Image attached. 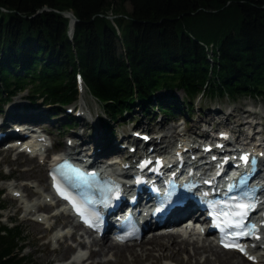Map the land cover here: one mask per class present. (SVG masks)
I'll use <instances>...</instances> for the list:
<instances>
[{
  "label": "trees",
  "instance_id": "obj_1",
  "mask_svg": "<svg viewBox=\"0 0 264 264\" xmlns=\"http://www.w3.org/2000/svg\"><path fill=\"white\" fill-rule=\"evenodd\" d=\"M62 11L77 19L70 37ZM76 72L110 137L134 105L172 116L196 98L262 99L264 0H0V105L25 91L29 106L62 113ZM23 241L18 225L0 223V264H29Z\"/></svg>",
  "mask_w": 264,
  "mask_h": 264
},
{
  "label": "rangeland",
  "instance_id": "obj_2",
  "mask_svg": "<svg viewBox=\"0 0 264 264\" xmlns=\"http://www.w3.org/2000/svg\"><path fill=\"white\" fill-rule=\"evenodd\" d=\"M25 94V91H19L11 96L6 102L1 104L0 118L3 119L2 117L10 106H13V108L18 111H25L30 114H40L38 118L34 116L32 119H35L34 121L37 122L39 127L47 132H45V142L51 143L52 141H55L57 143L56 145L59 146V149L64 147L67 138L76 143L82 138H86L87 135L95 133L96 130L99 131L100 134L102 133L105 135V137H108L107 140L109 142L112 141L113 146L121 152L127 151V146H129L128 141L132 139L129 136H131V131L134 129H143L141 132H148L150 135L166 134L167 136L172 130H174L176 133H179L177 136H180V138H190L196 136L197 132L201 133L203 128H209L210 126H212V129H227V127L231 126L233 129L236 128L242 130V132H249L251 131L250 123L253 121L256 123L255 125H257L255 126V129L259 130L258 134L264 136V98L261 99L259 97L255 98L247 95H237L233 98L227 96L216 97L213 99L196 98L189 111V115H186L184 111L178 110L172 116H165L161 115L155 108L153 110L154 115H152L148 112L141 113L140 108L137 107V105H134L128 115L124 114L122 117L118 118L116 122H110L114 134L110 137L105 134L100 121L101 117L106 120V116L102 113L99 104L90 96L85 88L80 92L79 98L77 97L74 101L62 106V113H56L53 115L52 112L54 107L52 105H42L40 100H37L34 103V106H29ZM157 94L161 95L160 93ZM162 95L165 98L168 96L167 93H162ZM173 95L175 96V100L178 101L182 100L184 96L182 90H175ZM166 100L169 102L173 101L172 98L168 97ZM72 105H75L74 110L76 109V112L80 111V113L83 114V119L80 120V118H77L76 120L73 118L74 120L71 127L65 128V115L70 116L71 118L74 116L73 112L68 114L64 109L66 106ZM248 111L255 113L250 116ZM229 113L232 114V119L226 117V114L229 115ZM26 116L23 117L25 118ZM236 117L238 118L237 120H240L242 124L241 127L237 128L234 126ZM13 126L15 125L13 124ZM2 128L4 129L5 127L3 126ZM48 132L50 134H48ZM172 135L174 136L176 134ZM125 136L129 137V139L126 140ZM256 137L258 138V135H256ZM172 141L173 139H171V142L166 147H163V150L164 148L168 149V146L170 147L172 145ZM163 142L164 140L161 138L159 144H164ZM120 144H125V147L119 149L118 145ZM90 147L92 148V145ZM49 151L51 152L52 149ZM41 159L42 158L30 157L15 150L0 151V205L3 206V208H0V223L8 224L9 226L11 224H16L20 227L22 235L24 236L21 254L28 259L30 262L29 264H60L59 262L66 260L74 248L66 250L67 253L61 257V261H55L59 254L63 252L61 250L64 249L66 244L72 246L75 245V242H73L74 240H71L70 236H62L59 241H54V239H52V234L54 227L63 221L67 222V219L57 216L47 219L46 222H37L28 219L30 214L23 212V206L25 204L23 201H29L34 192L44 191L46 189L44 187H47L45 171L46 163H44V161L42 163ZM29 172H31V174ZM9 176L11 179L5 181V178ZM41 176L45 179L43 183L39 180ZM8 184H11L12 186L9 185L7 188ZM10 186L11 189L16 186L14 188L17 189L16 191H18L19 197L15 198L10 196ZM37 194L39 193H35V198H37ZM76 238L77 237L75 236V239ZM60 241H62V243H60ZM100 243H103V241H100ZM91 248L92 250L95 249V251L98 249L96 246H92ZM140 249V245L136 246L138 253H140ZM127 257L128 256L124 257V255L118 257L114 256L111 252H107L104 255H96L92 258L87 257L86 260H83L84 262L80 261L76 264H93L97 261H102L100 264H123ZM205 259H207L205 264H226L222 260L217 259L208 253H201L193 258L192 248L189 245L187 252L181 254V257L178 260H160L159 263L194 264L195 261L202 262ZM234 260H238V258L235 257ZM259 263L260 262L257 264ZM140 264H151V262L142 261Z\"/></svg>",
  "mask_w": 264,
  "mask_h": 264
},
{
  "label": "bare ground",
  "instance_id": "obj_3",
  "mask_svg": "<svg viewBox=\"0 0 264 264\" xmlns=\"http://www.w3.org/2000/svg\"><path fill=\"white\" fill-rule=\"evenodd\" d=\"M211 112H213V111H211ZM248 113L250 116H252V114H254L255 112L248 111ZM82 115L83 114H80L78 116L80 118V120L83 119ZM249 115H248V117H249ZM23 116H26L25 117L26 119H32V118H34V116L36 118H38V116H40V114H30V113H26L25 111H20V110L18 111L17 109H14L13 106H10L9 109H7V111L4 114L3 119H2V125L6 129V131H5L6 137H9V135H14V129H12L13 124L18 126V122L25 120V118ZM226 117H229L232 119L233 116L231 113H229V115L226 114ZM246 118H247V116H246ZM237 119L238 118L236 117V119H235L236 121H234V126H236L238 128V127H241L242 124H241L240 120H237ZM231 131H238L240 134L242 133V130H238L236 128H234V129L232 128ZM172 134H176V135L173 136ZM257 134L258 133H256L255 135H257ZM177 135H179V133H176V131L172 130V132L169 133L168 136L166 134H164V135H161V138L163 140L165 138V140H167V144H169L171 142V139H173L172 144L176 145V143L178 141L179 147L185 146L184 138H182V137L180 138V136H177ZM166 137H170V138H166ZM178 138H180V139L178 140ZM26 139H29V138H26ZM107 139L108 138H106L105 135H103L102 133L100 134V132L96 130L95 133L87 135L86 138H84V139L82 138L80 141H77L76 143H74V144H76L75 145L76 149H78L77 151H75L74 155H81V154H83L81 152L84 150L87 152H91V158H95V155H100V154H103L107 151V149L109 147V146H107V143L109 142ZM125 139L126 140L129 139V137L125 136ZM156 139H158V138H156ZM135 140L137 141V143H140V140H138V139H135ZM31 141L32 140H30L29 142H31ZM153 143H155V140H153ZM91 145H92V148L90 147ZM28 146H29V150L32 153L38 152L40 150V147L37 150V147L39 146L38 143L33 142V144H32V142H31L30 145H28ZM110 146H113L112 141H111ZM97 147H98V150H97ZM178 149H180V148H178ZM22 151L23 150H19V153H23ZM34 157H37L39 159L42 158V160H43L42 153L37 154ZM50 162H52V161H50ZM29 173L31 174V172H29ZM39 180L42 183L45 181L44 177H42V176L39 178ZM11 186H10V189H11ZM14 187H16V186H14ZM14 187L11 189V191L17 190ZM44 188H46V187H44ZM35 193H37V192H34V194ZM17 196H18V194L16 193L13 197H17ZM36 200L37 199L30 200L29 203H25L24 204L25 209H28L29 212L32 209L38 210L40 204L38 201L36 202ZM25 212H26V210H25ZM182 233L183 232L175 230L173 232L166 233V234L151 235L149 237H146L145 239L140 240L138 243H128V244H116L112 241H109L108 239H101V241H103V243H100V241H98V240H93L90 245L96 246V247H98V249L96 251H95V249H93L92 251H89L87 257L92 258L96 255H104L107 252H111L114 256H118V257H121L123 255H124V257L128 256L127 258H125L126 261H124L123 264L124 263L125 264L126 263L140 264V263H142V261H150L151 264H160L159 263L160 260H173V259L178 260L181 257V254L187 252L188 245H189L192 248V257L193 258H195L197 255H200L201 253L202 254L208 253L209 255L214 256L215 258L222 260L226 264H254L253 262L247 261L246 258L240 256L236 252L226 251V250L220 249L209 241L208 242H201L200 244H197V242L195 240L193 241L192 239H190L189 234L181 236ZM183 234H185V233H183ZM70 238L72 241L73 240L75 241L74 236H70ZM60 243H62V241H60ZM76 243L81 245L80 240H76ZM139 245L141 246L140 253H138L136 250V246H139ZM71 248L73 249V245L70 246V245L66 244L64 249L61 250L63 252H61L59 254L58 258L55 261H61L62 260L61 257L64 256L65 253H67L66 250L71 249ZM76 257H78V255H76ZM235 257L238 258V260H234ZM206 260L207 259L203 260L202 262L195 261L194 264H205L207 262ZM258 262L264 264V255L258 257L257 263ZM100 263H102V261H97L96 263H93V264H100ZM257 263H255V264H257ZM61 264H63V263H61ZM71 264H74V263L71 262ZM212 264H215V263H212Z\"/></svg>",
  "mask_w": 264,
  "mask_h": 264
},
{
  "label": "snow or ice",
  "instance_id": "obj_4",
  "mask_svg": "<svg viewBox=\"0 0 264 264\" xmlns=\"http://www.w3.org/2000/svg\"><path fill=\"white\" fill-rule=\"evenodd\" d=\"M248 159L249 158L247 156L241 157V160L244 161L245 163L248 162ZM251 162L253 166L256 163L255 159H253ZM76 171L78 173V170ZM241 183H244V181L242 180ZM231 190L232 189L230 188L229 191ZM232 199L235 202L229 205L231 211L227 213V215L231 217V219L225 220L224 222L222 229V231H224V235H222L221 238V245L225 248H232L240 251L242 254H246L245 248L242 247L238 243V241L246 236H250L255 231L254 225H246L244 221L247 219L248 213L250 211L255 210L256 204L255 201L252 200V194L247 192L244 193L243 198H232ZM227 229H233V231L227 232L226 231ZM249 259H252V257H249Z\"/></svg>",
  "mask_w": 264,
  "mask_h": 264
},
{
  "label": "water",
  "instance_id": "obj_5",
  "mask_svg": "<svg viewBox=\"0 0 264 264\" xmlns=\"http://www.w3.org/2000/svg\"><path fill=\"white\" fill-rule=\"evenodd\" d=\"M44 9H47V8L44 7ZM38 11H39V10H38ZM62 14H63L64 16H66V17L69 19V24H68V26H69V28H68V35L70 36L71 33H72L73 24H74V22H75L77 19H76L75 16H74L71 12H69V11H62Z\"/></svg>",
  "mask_w": 264,
  "mask_h": 264
}]
</instances>
